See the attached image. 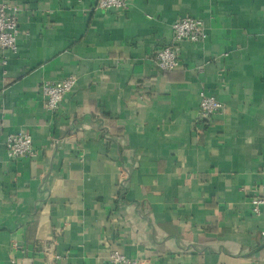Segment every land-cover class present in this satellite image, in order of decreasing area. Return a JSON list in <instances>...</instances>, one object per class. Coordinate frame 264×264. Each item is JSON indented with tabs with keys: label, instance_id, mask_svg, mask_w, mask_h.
Segmentation results:
<instances>
[{
	"label": "crops",
	"instance_id": "1",
	"mask_svg": "<svg viewBox=\"0 0 264 264\" xmlns=\"http://www.w3.org/2000/svg\"><path fill=\"white\" fill-rule=\"evenodd\" d=\"M96 4L0 0L19 29L0 54V264H264V0ZM183 18L206 39L162 72ZM69 76L49 112L41 84ZM202 93L224 113L198 120ZM20 131L35 158L8 157Z\"/></svg>",
	"mask_w": 264,
	"mask_h": 264
},
{
	"label": "built area",
	"instance_id": "2",
	"mask_svg": "<svg viewBox=\"0 0 264 264\" xmlns=\"http://www.w3.org/2000/svg\"><path fill=\"white\" fill-rule=\"evenodd\" d=\"M131 0H97L96 8L100 11H120L129 9ZM19 35L18 17L15 12L10 13L5 5H0V54L6 51H16ZM206 39L204 24L195 18H183L172 26V40L169 46L158 50L154 55V63L162 72L171 73L180 67L179 45L182 43L200 44ZM5 59L2 65H6ZM76 76L41 84V95L45 108L49 112H56L66 95L76 86ZM224 106L215 98L204 93L200 95L198 106V120L205 121L224 113ZM7 155L11 160L33 159L36 157L33 138L23 131L12 134L6 142ZM253 212L260 214V207L264 206V184L262 195L253 203ZM264 236V232L262 233ZM60 258L59 256L57 257ZM109 264H140L136 259L129 258L119 251H111L108 256Z\"/></svg>",
	"mask_w": 264,
	"mask_h": 264
}]
</instances>
